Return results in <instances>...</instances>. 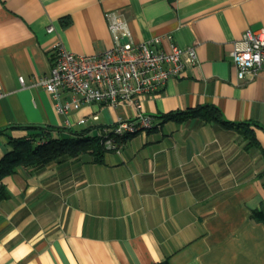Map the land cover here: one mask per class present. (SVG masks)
Masks as SVG:
<instances>
[{
	"label": "crops",
	"instance_id": "crops-1",
	"mask_svg": "<svg viewBox=\"0 0 264 264\" xmlns=\"http://www.w3.org/2000/svg\"><path fill=\"white\" fill-rule=\"evenodd\" d=\"M108 13L129 41L161 37L168 47L169 36L198 61L144 98L158 127L102 162L84 154L4 177L0 264H264V223L252 217L264 208V69L240 79L230 54L264 28V0H0V160L27 127L81 130L136 114L102 103L60 114L41 83L57 42L89 55L115 44ZM201 104L251 122L258 143L200 118L163 117ZM92 114L94 124L77 122Z\"/></svg>",
	"mask_w": 264,
	"mask_h": 264
},
{
	"label": "built area",
	"instance_id": "built-area-1",
	"mask_svg": "<svg viewBox=\"0 0 264 264\" xmlns=\"http://www.w3.org/2000/svg\"><path fill=\"white\" fill-rule=\"evenodd\" d=\"M107 16L115 44L99 54L89 55L71 51L57 42L54 63L41 83L54 98L60 114L92 103L133 106L137 110L134 116L120 117L97 130L108 151H119L124 138L158 127L155 117L143 109L144 98L161 90L172 78L183 75L187 65L197 63L198 55L194 46L181 47L169 36L168 47L160 46L161 37L139 43L122 41L126 35L125 22L116 14ZM230 54L239 78L253 79L264 69V28L247 30L234 42ZM20 80L24 83L23 77ZM98 119L97 114H92L78 118L77 122L88 125L90 120L94 124ZM68 125L71 126L69 121Z\"/></svg>",
	"mask_w": 264,
	"mask_h": 264
},
{
	"label": "trees",
	"instance_id": "trees-1",
	"mask_svg": "<svg viewBox=\"0 0 264 264\" xmlns=\"http://www.w3.org/2000/svg\"><path fill=\"white\" fill-rule=\"evenodd\" d=\"M163 117L165 120L200 118L205 122H213L237 130L249 140V143L257 141L255 132L251 128V122L228 120L223 116L222 110L213 104H201L186 110L173 111L164 114ZM98 128V126H87L81 130H74L54 126H30L27 127L28 136L9 137L8 143L12 150L0 160V202L9 197V192L3 182L4 177L13 174L19 167L38 170L50 162L80 157L84 154H89L94 162H102L108 150L96 131ZM252 217L264 223V208L254 210ZM155 264H169V261L165 260Z\"/></svg>",
	"mask_w": 264,
	"mask_h": 264
},
{
	"label": "water",
	"instance_id": "water-1",
	"mask_svg": "<svg viewBox=\"0 0 264 264\" xmlns=\"http://www.w3.org/2000/svg\"><path fill=\"white\" fill-rule=\"evenodd\" d=\"M122 41H128V37H127V36H124V37L122 38Z\"/></svg>",
	"mask_w": 264,
	"mask_h": 264
},
{
	"label": "rangeland",
	"instance_id": "rangeland-1",
	"mask_svg": "<svg viewBox=\"0 0 264 264\" xmlns=\"http://www.w3.org/2000/svg\"><path fill=\"white\" fill-rule=\"evenodd\" d=\"M81 127V126H80ZM142 132H144V131H141V132H139V133H142Z\"/></svg>",
	"mask_w": 264,
	"mask_h": 264
}]
</instances>
